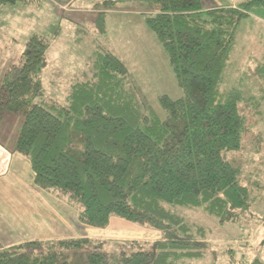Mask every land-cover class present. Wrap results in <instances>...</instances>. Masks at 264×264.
Masks as SVG:
<instances>
[{
    "label": "trees",
    "instance_id": "obj_1",
    "mask_svg": "<svg viewBox=\"0 0 264 264\" xmlns=\"http://www.w3.org/2000/svg\"><path fill=\"white\" fill-rule=\"evenodd\" d=\"M123 2L140 7L183 91L159 96L164 118L146 111L128 67L109 50L96 52L93 76L76 81L65 104L46 107L41 74L51 41L34 34L2 74L0 125L7 114L23 117L14 152L29 161L35 185L75 209L81 223L106 228L120 218L161 236L114 241L115 252L104 240L33 241L0 251V264H68L80 251L88 264H188L206 255L209 235L180 208L203 209L222 226L240 221L264 192L260 180L244 181L232 155L243 148L245 105L255 95L243 81L221 88L238 28L264 0L207 10L201 0H105L104 7ZM40 3L0 0V9ZM255 70L264 80V65Z\"/></svg>",
    "mask_w": 264,
    "mask_h": 264
},
{
    "label": "rangeland",
    "instance_id": "obj_2",
    "mask_svg": "<svg viewBox=\"0 0 264 264\" xmlns=\"http://www.w3.org/2000/svg\"><path fill=\"white\" fill-rule=\"evenodd\" d=\"M104 1L41 0L37 7L25 4L14 7V13L28 7L38 11L31 15L34 19L31 25L34 30L31 34H39L51 41L48 67L41 75L46 95L43 99L47 101L41 102L46 107L50 105L46 104L48 101L65 104L70 87L77 81L69 78L71 74H87L90 79L94 74L96 52L109 50L128 67L131 80L141 92V97H144L142 99L146 111L149 113L151 109L164 118L159 96L166 94L172 99L183 96L168 58L142 22H137L135 18H126L124 21L110 18ZM59 7L66 10L59 12ZM139 8L137 5L123 2L110 11L116 10L115 14L121 11L137 14ZM2 36L0 35V48L3 47L0 50V66L6 68L9 64L8 68L18 61L25 44L15 40L8 41ZM2 51H7L8 55ZM230 57L221 88L240 87L244 82L247 91L255 95V99L250 101L246 98L248 105L245 106L250 123L243 148L232 155L243 164L244 181L260 180V184L264 185V97L262 98L263 94L259 91L260 86L256 85V80L260 78L255 70L261 66L259 61L264 58V6L252 8L248 17L242 21ZM7 68L0 69V83ZM258 74H262L261 71ZM84 80L87 78L81 79ZM260 80L264 81L263 78ZM253 83L256 86L252 85ZM259 111L261 113H258ZM22 123V116L7 114L0 125V139L14 144ZM179 210L186 213L191 221L208 229L209 247L206 255L188 264H264V192L237 223L221 226L203 209ZM80 225L81 236L107 241L105 249L112 252L116 250L114 241H154L156 236H161L155 230L120 218H113L106 228H95L83 223ZM68 264H88L86 255L81 251L73 252Z\"/></svg>",
    "mask_w": 264,
    "mask_h": 264
},
{
    "label": "crops",
    "instance_id": "obj_3",
    "mask_svg": "<svg viewBox=\"0 0 264 264\" xmlns=\"http://www.w3.org/2000/svg\"><path fill=\"white\" fill-rule=\"evenodd\" d=\"M201 1L205 10L216 7H236L241 3L238 0ZM216 3L219 4L216 5ZM14 7L7 6L0 9L2 14H0V35L8 41L15 40L25 44L34 35L31 34L34 30L31 27L34 21L31 15L38 11L28 7L26 10L14 13ZM62 10L66 9L59 7L58 11ZM107 11L109 13L106 14L110 18H116L118 21L135 18L137 22L145 25L144 18L139 12L127 14L126 11H121L115 14L116 10ZM2 52L8 55L7 51ZM259 62L260 65H264V58H261ZM2 68L6 69L0 66V69ZM69 78L80 81L83 78L88 79V75L75 73ZM13 146L14 144L10 141L0 139V251L33 241L50 242L85 238L79 233L81 223L77 211L35 185L29 161L14 152ZM159 237L156 236L155 240Z\"/></svg>",
    "mask_w": 264,
    "mask_h": 264
}]
</instances>
